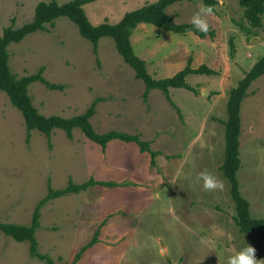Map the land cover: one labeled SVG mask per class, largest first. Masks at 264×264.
Instances as JSON below:
<instances>
[{
  "label": "rangeland",
  "instance_id": "rangeland-1",
  "mask_svg": "<svg viewBox=\"0 0 264 264\" xmlns=\"http://www.w3.org/2000/svg\"><path fill=\"white\" fill-rule=\"evenodd\" d=\"M39 1L48 0H0V33L5 26L17 28L30 21ZM151 1L94 0L83 9L92 24L115 23L126 11ZM203 7L200 0H184L166 11L176 22H192ZM242 11L238 0H217L211 13H202L213 37L172 33L146 23L133 30L134 50L155 78L174 74L189 56L192 67L206 64L217 71L189 74L187 81L196 91L170 88L174 105L156 88L144 101V83L124 62L113 39L101 37L94 52L65 16L10 43L13 73L20 77L42 68L44 78L60 86L50 88L40 81L28 85L40 113L68 117L98 99L90 118L96 132L137 134L159 153L152 166L149 153L134 141L112 139L102 148L78 127L71 138L54 128L50 142L34 129L27 142L21 112L0 89V220L29 225L49 186L58 189L69 180L80 183L93 177L116 184L61 195L39 209L38 251L56 264H70L102 221L98 241L75 264H227L248 246L255 250V264H264V235L239 230L230 184L219 169L227 90L264 54V16L256 33L247 35L238 26L245 23ZM239 116V191L249 202L251 216L264 218V75L251 82ZM202 171L222 186L204 189L197 179ZM0 264L46 262L30 255L28 241L0 230Z\"/></svg>",
  "mask_w": 264,
  "mask_h": 264
},
{
  "label": "trees",
  "instance_id": "trees-1",
  "mask_svg": "<svg viewBox=\"0 0 264 264\" xmlns=\"http://www.w3.org/2000/svg\"><path fill=\"white\" fill-rule=\"evenodd\" d=\"M90 1L94 0H68L62 3L56 0L39 1L35 5L34 15L30 21L17 28H13L11 25L3 27L0 33V89L7 94L11 104L21 112L27 142L30 139L31 131L34 129L43 133L50 142V135L54 128L63 130L66 136L71 138L73 129L78 127L87 138L99 144L102 148H105L107 142L112 139H120L126 142L134 141L139 146L141 152L149 153L150 165L154 166L156 163L154 157L159 151L151 149L149 140H142L137 134L117 130H109L104 133L95 131L90 122V118L95 113V106L98 99L94 100L85 111L68 117L56 114L47 116L40 113L32 103L28 93V85L33 81H40L50 88H59L60 86L45 79L42 75V68H39L34 74L18 77L12 72L9 66L7 47L12 42L22 40L29 33L46 29L47 23L53 24L56 18L65 16L77 26L79 33L92 43L94 52L97 51V43L101 37L108 36L113 39L116 49L124 62L132 67L135 72V77L143 81L145 86L143 93L144 101L147 100V92L156 88L160 89L172 105H174L169 96L170 88H186L191 91H196L195 87L187 81L189 74L211 75L217 74V71L206 64L192 67V57L189 56L186 64L174 74L155 78L148 71L145 59L139 56L134 50L130 39L133 30L140 23H146L172 33L184 34L191 31L199 37H213L214 31L208 27V31L203 32L195 27L192 22H176L173 20L171 15L166 11V8L175 2L184 0H154L126 11L115 23L101 22L99 24H92L83 9V4ZM200 1L204 7L210 6L212 9L217 4V0ZM238 4L243 10L242 20L245 21V23H238L239 28L244 34H255L256 29L262 25L264 0H238ZM228 43L230 49L233 51L234 49L230 39ZM261 75H264V54L247 71L243 72L237 82L227 90V119L223 120L225 127V147L223 160L219 165V169H221L223 176L230 184L229 191L234 201L233 218L239 230L242 232H259L264 235V218H254L251 216L249 202L240 194L237 180V170L240 166V105L251 82ZM176 109L181 114L177 107ZM115 184L111 180H99L89 177L80 183H74L69 180L66 186L58 189H52L49 186L45 196L35 206L29 225H20L0 220V230L5 235L17 241H28L29 253L32 257L44 260L46 264H56L47 254L38 251L35 232L39 227V209L41 205L50 199L68 193H76L93 185L114 186ZM103 223L104 221L99 224L92 238L80 247L70 264H75L82 253L98 241L100 226Z\"/></svg>",
  "mask_w": 264,
  "mask_h": 264
},
{
  "label": "clouds",
  "instance_id": "clouds-1",
  "mask_svg": "<svg viewBox=\"0 0 264 264\" xmlns=\"http://www.w3.org/2000/svg\"><path fill=\"white\" fill-rule=\"evenodd\" d=\"M212 8L210 6H205L197 12L192 19V24L197 27L199 30L203 32L208 31V24L207 22L202 19L201 14L202 13H211ZM197 179L202 180L203 188L204 189H215L217 187H221L222 185L217 180V178L212 175L211 173H208L207 171H202L198 174ZM254 248L251 246H248L244 249H242L240 252H238L236 255L231 256L228 258L227 264H255V258H254Z\"/></svg>",
  "mask_w": 264,
  "mask_h": 264
},
{
  "label": "crops",
  "instance_id": "crops-1",
  "mask_svg": "<svg viewBox=\"0 0 264 264\" xmlns=\"http://www.w3.org/2000/svg\"><path fill=\"white\" fill-rule=\"evenodd\" d=\"M177 70H179V68L177 69ZM175 73V72H174ZM166 76H170V75H166ZM165 76V77H166ZM151 91V90H150ZM224 93V92H223ZM223 96V95H222ZM165 97V96H164ZM161 100H163V101H165V99L163 98V99H161ZM166 102V101H165ZM167 103V102H166ZM169 107V106H168Z\"/></svg>",
  "mask_w": 264,
  "mask_h": 264
}]
</instances>
